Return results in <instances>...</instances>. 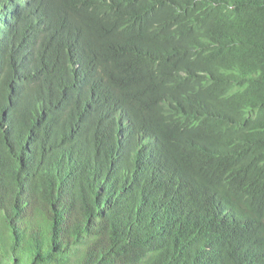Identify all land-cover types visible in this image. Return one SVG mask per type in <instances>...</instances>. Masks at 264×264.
<instances>
[{
  "label": "trees",
  "instance_id": "1",
  "mask_svg": "<svg viewBox=\"0 0 264 264\" xmlns=\"http://www.w3.org/2000/svg\"><path fill=\"white\" fill-rule=\"evenodd\" d=\"M0 264H264V0H0Z\"/></svg>",
  "mask_w": 264,
  "mask_h": 264
}]
</instances>
